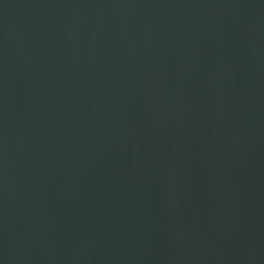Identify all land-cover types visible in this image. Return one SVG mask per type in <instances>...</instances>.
Wrapping results in <instances>:
<instances>
[{
	"label": "water",
	"instance_id": "obj_1",
	"mask_svg": "<svg viewBox=\"0 0 264 264\" xmlns=\"http://www.w3.org/2000/svg\"><path fill=\"white\" fill-rule=\"evenodd\" d=\"M0 264H264V0H0Z\"/></svg>",
	"mask_w": 264,
	"mask_h": 264
}]
</instances>
